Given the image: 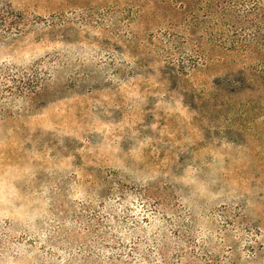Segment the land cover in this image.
Segmentation results:
<instances>
[{
  "label": "rangeland",
  "instance_id": "obj_1",
  "mask_svg": "<svg viewBox=\"0 0 264 264\" xmlns=\"http://www.w3.org/2000/svg\"><path fill=\"white\" fill-rule=\"evenodd\" d=\"M207 1L0 0V264H264L262 57Z\"/></svg>",
  "mask_w": 264,
  "mask_h": 264
},
{
  "label": "trees",
  "instance_id": "obj_2",
  "mask_svg": "<svg viewBox=\"0 0 264 264\" xmlns=\"http://www.w3.org/2000/svg\"><path fill=\"white\" fill-rule=\"evenodd\" d=\"M217 2L219 0L207 1L206 6L208 9L205 10L207 16L200 18L199 15H196V12H193L195 14L194 19L197 21L196 25L201 23L204 25L210 22L205 26L204 31L209 35L211 43L212 41H218L217 46L221 48L242 52V54L246 52L257 53L258 56L262 57L258 60L260 69L261 71L264 70V49L259 52L255 45L258 44L264 47V0H222L225 4L219 5V8H214V3ZM217 16V22H212ZM194 46L196 51L201 52L197 54L202 58L203 64L206 63L208 46L202 40L195 43ZM242 87L239 88V91L227 89L225 95H227L229 101L239 98L250 100V98L243 96L247 85ZM252 89H255V87ZM256 90L260 93L259 95H261V92L264 93V84H259Z\"/></svg>",
  "mask_w": 264,
  "mask_h": 264
}]
</instances>
